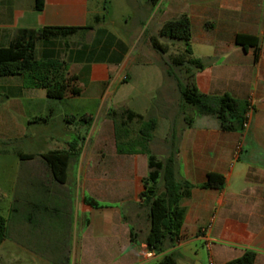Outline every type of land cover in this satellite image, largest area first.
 Masks as SVG:
<instances>
[{"label":"crops","instance_id":"crops-1","mask_svg":"<svg viewBox=\"0 0 264 264\" xmlns=\"http://www.w3.org/2000/svg\"><path fill=\"white\" fill-rule=\"evenodd\" d=\"M138 9L132 52L125 51L122 41H112L100 30L101 17L91 0H45L43 10L35 8V0H0V47L10 45L21 28L92 26L37 44L39 58L67 62L70 73L78 76L80 95L51 99L44 88L26 87L23 75L0 76V155H17L19 151L34 154L29 161L20 159L22 162L17 163L15 182L24 206L42 199L68 220V215L75 216L81 226L75 249L85 248L86 258L94 254V249H117V254L136 253L134 264H157L166 254H172L177 264H225L251 250L256 252L255 264H264V0H159L156 5L143 0ZM184 14L192 24V56L205 65L193 69L198 89L213 95L228 92L238 103L236 118L228 127L216 116L198 112L189 124L181 116V108L172 106L171 97H180L176 81H167L166 75L171 76L154 60L150 37L157 36L167 20ZM155 19V31L150 32ZM238 34L257 37L260 48L237 43ZM168 53L169 47L163 54ZM155 65L157 70L153 71ZM155 71L159 82H151ZM125 79H135L136 88L144 90L126 108L145 117L153 113L157 118L151 151L160 141L167 152L164 156L153 154L164 160L172 152L171 129L175 124L177 178L194 184L191 194L179 203L185 209L180 236L165 239L161 251L149 250L145 244L150 218L141 192L143 178L149 173L148 156L119 153L112 166L113 175L101 176L99 166L86 161L88 154L97 150L95 143L90 147L91 114L84 108L68 114L52 107L53 100L67 101L87 91L99 95L111 80ZM249 104L253 112L249 125L242 128ZM50 127L54 129L45 133L44 129ZM112 127L115 137L113 119ZM160 127L162 134L158 135ZM72 143L78 155L68 165L66 182L59 184L42 154L71 150ZM143 155L147 156L148 169ZM37 158L44 171L31 172L26 164ZM209 172L225 177L222 188L201 187ZM86 196L102 206L87 204ZM88 214L94 217L88 218ZM53 220L50 225H56V230H50L66 229ZM35 230L42 233L39 228ZM145 248L153 253L151 257L144 256Z\"/></svg>","mask_w":264,"mask_h":264},{"label":"trees","instance_id":"trees-1","mask_svg":"<svg viewBox=\"0 0 264 264\" xmlns=\"http://www.w3.org/2000/svg\"><path fill=\"white\" fill-rule=\"evenodd\" d=\"M150 4L156 5L159 0H148ZM45 0H35V8L43 10ZM99 19V18H98ZM92 26H67L46 25L38 29L21 28L17 31L10 45L0 47V76L23 75L25 86L28 88H44L47 96L51 99H63L67 95L77 96L82 93V88L77 84L78 76L71 74L66 61L58 58H39L37 55V44L40 40L54 37H68L81 30L91 29ZM159 36L175 40H183L185 43V55L172 56L168 63L167 73L176 80L180 93L181 104L192 105L200 114L216 116L228 127L236 118L238 103L230 93L221 95L202 93L194 79V68L203 69L204 62L200 58L192 56V24L188 15L184 14L178 18L167 20L159 30ZM153 47L166 53L168 47L163 44L158 36H151ZM237 43L253 45L257 50L260 41L257 37L245 34L237 35ZM176 66L187 74V80L181 78L176 72ZM248 105L245 109V115ZM242 121V128L246 116ZM110 116L114 121L117 152L120 154H146L148 156L149 173L143 178L144 189L141 198L149 207L150 231L145 240L149 250L161 251V244L167 238L175 240L180 236L184 222L185 209L180 206V200L191 194L194 184L187 180L178 179L176 172V127L171 129L172 152L164 159H159L150 148L154 138V130L157 127V118L154 115H144L125 108L119 114L112 110ZM39 119H43L40 117ZM139 121L140 125L136 136H132L131 123ZM191 124L193 117L188 118ZM71 150L55 149L42 154V159L48 167L52 178L59 184L67 180L68 165L78 155L75 143ZM21 160H28L34 154L19 151ZM163 185V189L161 187ZM225 177L219 172H209L205 182L201 184L204 188H222ZM1 200V196H0ZM15 200L14 210L18 211L32 227L39 228L47 234L50 228L56 230V225L51 226L50 219H54L63 228L68 227L67 216L55 207H50L44 200L30 201L24 206V211L18 207ZM85 202L92 207H101L102 204L93 197L86 196ZM58 215V217H56ZM9 233V219L0 212V244L7 238ZM55 250V249H54ZM56 252V250H55ZM256 252L246 251L242 256L232 259L225 264H255ZM58 264L57 261H55ZM157 264H177L172 254H166Z\"/></svg>","mask_w":264,"mask_h":264},{"label":"rangeland","instance_id":"rangeland-1","mask_svg":"<svg viewBox=\"0 0 264 264\" xmlns=\"http://www.w3.org/2000/svg\"><path fill=\"white\" fill-rule=\"evenodd\" d=\"M143 0H91V6L94 7L100 15L99 28L101 31L111 36L112 41H122L125 44L126 50H134L135 35H136V17L139 16V6ZM156 19L149 26V31H155ZM94 35L91 36V38ZM158 38L163 40L169 47V53L163 54L155 49L154 60L159 62L163 70L167 71L168 64L171 62L172 56L185 55V47L183 40L173 42L164 40L159 34ZM170 39V38H169ZM153 68L156 69V65ZM176 72L179 76L187 80V74L183 69L176 66ZM127 71V70H126ZM166 74V73H165ZM168 74V73H167ZM131 79V78H130ZM125 79L122 82L119 80H111L101 90L99 95L92 94L91 91L83 96L76 97L67 101L53 100L52 107L58 112H67L68 114L77 109H86L90 116L93 117V122L90 124L91 138L90 147L92 144L97 145L95 152L89 153L86 159L95 163L101 173V176L109 177L113 174V163L120 157L115 146V137L112 127V117L110 112L117 110L119 114L126 108V105H131L133 97L138 96L142 91L141 87L136 88V80ZM145 79V78H144ZM142 80L141 83L145 82ZM169 82H175L173 76L166 75ZM151 82H159V74L155 71L152 74ZM145 86V85H144ZM179 95L171 97L172 106L181 108L186 117V121L191 117H198L195 108L190 105H180ZM180 105V106H179ZM171 106V108H172ZM73 113V112H72ZM153 114V113H152ZM149 113L147 116L152 115ZM182 118V117H181ZM140 122L135 120L131 123L132 136H136ZM53 127L45 128L44 132L53 130ZM100 133V135H98ZM162 134L161 127L158 130V135ZM153 152L157 155L164 156L167 152V146L160 141L156 142L153 147ZM124 157V156H123ZM145 161L147 168V156L141 157ZM21 161L18 154L14 152L6 155H0V212L9 219V233L7 238L0 244V264H134L136 261L135 255L117 254L118 250H99L94 249V254L86 258L85 248L81 250L75 249V239L81 236V226L75 216L68 215V227L64 230L55 232L50 230L48 236L45 233L36 231L34 227L16 210H14V202L18 204L19 209L24 211L25 201L21 199V189L16 184L17 163ZM29 161V160H26ZM22 162V161H21ZM26 167L31 172L44 171L37 158L33 162H28ZM15 188V189H14ZM23 188V186H22ZM30 196V195H29ZM82 214H80L81 217ZM88 218L94 217L88 214ZM79 224V225H78ZM85 228V227H84ZM84 230V229H83ZM93 231V229H91ZM56 241V242H55ZM139 244L135 247L139 250ZM56 252H55V250ZM145 250H147L145 248ZM130 251H132L130 249ZM106 252V253H105ZM105 253V254H104ZM147 264V263H143ZM195 264H198L197 262Z\"/></svg>","mask_w":264,"mask_h":264},{"label":"built area","instance_id":"built-area-1","mask_svg":"<svg viewBox=\"0 0 264 264\" xmlns=\"http://www.w3.org/2000/svg\"><path fill=\"white\" fill-rule=\"evenodd\" d=\"M252 112H253V106L251 104L248 105V110L246 112V119H245V122H244V127H247L249 125V121H250V118H251V115H252ZM153 255L152 252L150 251H145L144 252V256L149 258ZM212 264V263H211Z\"/></svg>","mask_w":264,"mask_h":264}]
</instances>
